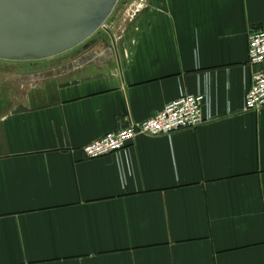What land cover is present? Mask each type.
I'll use <instances>...</instances> for the list:
<instances>
[{
    "label": "crops",
    "instance_id": "0c3cea01",
    "mask_svg": "<svg viewBox=\"0 0 264 264\" xmlns=\"http://www.w3.org/2000/svg\"><path fill=\"white\" fill-rule=\"evenodd\" d=\"M124 6L0 117V264H264V108H245L264 0ZM200 92L197 128L83 153Z\"/></svg>",
    "mask_w": 264,
    "mask_h": 264
},
{
    "label": "water",
    "instance_id": "95a60500",
    "mask_svg": "<svg viewBox=\"0 0 264 264\" xmlns=\"http://www.w3.org/2000/svg\"><path fill=\"white\" fill-rule=\"evenodd\" d=\"M118 2L0 0V60L33 63L66 54L101 32Z\"/></svg>",
    "mask_w": 264,
    "mask_h": 264
},
{
    "label": "built area",
    "instance_id": "2783aa9c",
    "mask_svg": "<svg viewBox=\"0 0 264 264\" xmlns=\"http://www.w3.org/2000/svg\"><path fill=\"white\" fill-rule=\"evenodd\" d=\"M103 29L108 30V24ZM248 50L251 65H264V30L250 33ZM252 80V86L245 98V108L248 111H259L264 108V69L256 70ZM210 105L208 93H184L152 117L127 128L108 132L102 138L82 147V151L87 158L95 159L123 151L129 152V144L140 134L170 135L184 129L197 128L212 119Z\"/></svg>",
    "mask_w": 264,
    "mask_h": 264
},
{
    "label": "rangeland",
    "instance_id": "374dc122",
    "mask_svg": "<svg viewBox=\"0 0 264 264\" xmlns=\"http://www.w3.org/2000/svg\"><path fill=\"white\" fill-rule=\"evenodd\" d=\"M125 2L126 0H119L114 11L117 12L119 7L124 8ZM66 57L62 55L39 63L0 60V117L17 108L19 99L26 95L27 86L31 85L33 75L48 73L57 65H63Z\"/></svg>",
    "mask_w": 264,
    "mask_h": 264
}]
</instances>
